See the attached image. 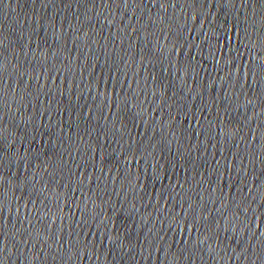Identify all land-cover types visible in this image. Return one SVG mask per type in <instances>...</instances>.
<instances>
[{
	"label": "water",
	"instance_id": "1",
	"mask_svg": "<svg viewBox=\"0 0 264 264\" xmlns=\"http://www.w3.org/2000/svg\"><path fill=\"white\" fill-rule=\"evenodd\" d=\"M0 264H264V0H0Z\"/></svg>",
	"mask_w": 264,
	"mask_h": 264
}]
</instances>
